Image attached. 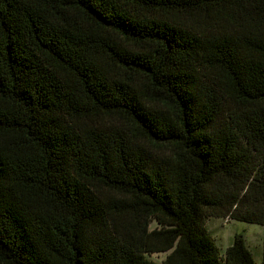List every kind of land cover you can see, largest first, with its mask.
Segmentation results:
<instances>
[{
  "label": "trees",
  "instance_id": "16d2710c",
  "mask_svg": "<svg viewBox=\"0 0 264 264\" xmlns=\"http://www.w3.org/2000/svg\"><path fill=\"white\" fill-rule=\"evenodd\" d=\"M0 264H264V0H0Z\"/></svg>",
  "mask_w": 264,
  "mask_h": 264
},
{
  "label": "rangeland",
  "instance_id": "374dc122",
  "mask_svg": "<svg viewBox=\"0 0 264 264\" xmlns=\"http://www.w3.org/2000/svg\"><path fill=\"white\" fill-rule=\"evenodd\" d=\"M157 226L154 221L151 227ZM207 229L214 237L216 245L221 253H225L227 247L232 244L236 233H243L247 245L251 249L256 259L261 258L263 225L260 222L236 221L235 219L210 217L207 219ZM168 253H153L148 257L162 261Z\"/></svg>",
  "mask_w": 264,
  "mask_h": 264
}]
</instances>
